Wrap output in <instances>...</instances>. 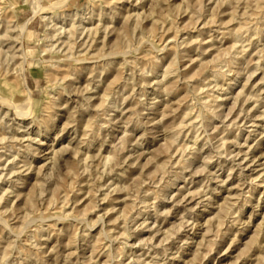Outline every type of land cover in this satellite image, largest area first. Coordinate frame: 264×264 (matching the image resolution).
Returning a JSON list of instances; mask_svg holds the SVG:
<instances>
[{"label": "clouds", "instance_id": "9594fccd", "mask_svg": "<svg viewBox=\"0 0 264 264\" xmlns=\"http://www.w3.org/2000/svg\"><path fill=\"white\" fill-rule=\"evenodd\" d=\"M0 264H264V0H0Z\"/></svg>", "mask_w": 264, "mask_h": 264}]
</instances>
